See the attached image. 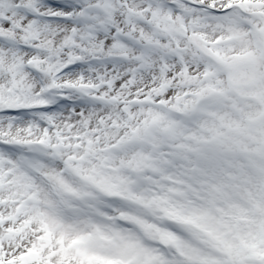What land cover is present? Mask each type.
<instances>
[{"label":"snow or ice","instance_id":"6c2138e0","mask_svg":"<svg viewBox=\"0 0 264 264\" xmlns=\"http://www.w3.org/2000/svg\"><path fill=\"white\" fill-rule=\"evenodd\" d=\"M0 264H264V0H0Z\"/></svg>","mask_w":264,"mask_h":264}]
</instances>
